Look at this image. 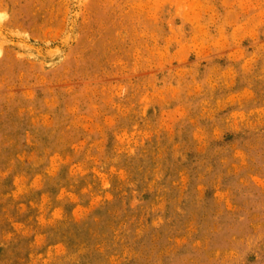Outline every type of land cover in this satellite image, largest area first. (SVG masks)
I'll return each mask as SVG.
<instances>
[{"label": "rangeland", "instance_id": "1", "mask_svg": "<svg viewBox=\"0 0 264 264\" xmlns=\"http://www.w3.org/2000/svg\"><path fill=\"white\" fill-rule=\"evenodd\" d=\"M0 264H264V0H0Z\"/></svg>", "mask_w": 264, "mask_h": 264}, {"label": "bare ground", "instance_id": "2", "mask_svg": "<svg viewBox=\"0 0 264 264\" xmlns=\"http://www.w3.org/2000/svg\"><path fill=\"white\" fill-rule=\"evenodd\" d=\"M199 32V31H198Z\"/></svg>", "mask_w": 264, "mask_h": 264}]
</instances>
